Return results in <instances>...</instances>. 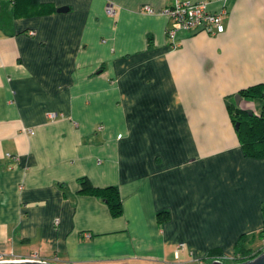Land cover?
<instances>
[{
  "label": "crops",
  "instance_id": "obj_1",
  "mask_svg": "<svg viewBox=\"0 0 264 264\" xmlns=\"http://www.w3.org/2000/svg\"><path fill=\"white\" fill-rule=\"evenodd\" d=\"M201 1L0 0L1 256L228 264L241 238L253 249L264 156H247L232 112H264L240 94L264 86V0H226L223 34L172 46L161 12ZM81 178L117 187L122 216Z\"/></svg>",
  "mask_w": 264,
  "mask_h": 264
},
{
  "label": "trees",
  "instance_id": "obj_2",
  "mask_svg": "<svg viewBox=\"0 0 264 264\" xmlns=\"http://www.w3.org/2000/svg\"><path fill=\"white\" fill-rule=\"evenodd\" d=\"M17 2V1H16ZM17 4V3H16ZM16 8H20L19 5H16ZM259 92L260 96L263 95L264 99V86H258L255 88H250L248 90L242 91L240 94L248 100L255 99V92ZM237 110V108L234 106ZM237 114L232 112V119L234 123H241L240 130L238 131L239 136L242 139L243 147L247 156L254 158L264 156V112L261 116H249L246 112H238ZM244 139V140H243ZM81 185L80 194L96 196L108 205L111 215L114 218H118L123 214V205L120 198V194L117 187H107L104 189L95 188L87 178H81L79 180ZM160 218L162 215L159 216ZM261 240L264 239V230L259 234ZM250 243L246 242L244 238L238 241L236 245L235 258L232 262L228 264H241L248 262L250 260L258 257L262 251L254 252L250 247ZM221 256V252L213 251L209 253V258L207 259L208 263L215 262L219 260L218 257ZM227 264L225 261H223Z\"/></svg>",
  "mask_w": 264,
  "mask_h": 264
},
{
  "label": "built area",
  "instance_id": "obj_3",
  "mask_svg": "<svg viewBox=\"0 0 264 264\" xmlns=\"http://www.w3.org/2000/svg\"><path fill=\"white\" fill-rule=\"evenodd\" d=\"M223 8L220 11H213L210 9L212 0H203L199 3L188 2H176L172 7L166 8L162 15L168 17L174 24L173 28L166 30V35L172 46H176V37L180 32L184 33H202L211 37L221 35L225 32L223 24V17L228 15L229 11L225 6L226 0H222ZM144 11L147 13H153L149 7H145ZM106 12L109 16L114 15L115 11L113 5L108 4ZM51 119L57 118V114H50ZM31 134L34 132L30 131ZM187 248L185 244H179L176 249V253H182ZM261 251H264V239ZM33 262H44L39 255H33L27 259ZM232 259L231 261H233ZM23 260H17L15 258L8 259L0 255V262H19ZM251 261V260H250Z\"/></svg>",
  "mask_w": 264,
  "mask_h": 264
},
{
  "label": "water",
  "instance_id": "obj_4",
  "mask_svg": "<svg viewBox=\"0 0 264 264\" xmlns=\"http://www.w3.org/2000/svg\"><path fill=\"white\" fill-rule=\"evenodd\" d=\"M67 8H60L58 9V12L63 13L66 11ZM243 100V98L240 95H237L235 97V103L236 106H239L241 101ZM241 126V123L238 122L236 124V129L239 130ZM0 264H51V263H44V262H33V261H28V260H23V261H19V262H0ZM210 264H223L220 261H215L212 262ZM241 264H264V251L255 259L245 262V263H241Z\"/></svg>",
  "mask_w": 264,
  "mask_h": 264
},
{
  "label": "rangeland",
  "instance_id": "obj_5",
  "mask_svg": "<svg viewBox=\"0 0 264 264\" xmlns=\"http://www.w3.org/2000/svg\"><path fill=\"white\" fill-rule=\"evenodd\" d=\"M263 246V242L262 240L260 239L259 235H257V238L256 240L254 241L253 243V249H254V252H259V250H261V247ZM212 263V262H211ZM210 264V263H209Z\"/></svg>",
  "mask_w": 264,
  "mask_h": 264
}]
</instances>
